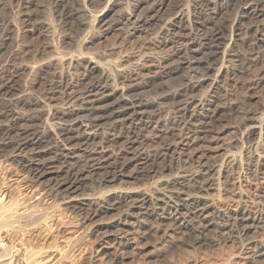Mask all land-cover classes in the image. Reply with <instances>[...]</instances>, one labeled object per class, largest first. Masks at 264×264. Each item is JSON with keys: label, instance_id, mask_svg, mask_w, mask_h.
<instances>
[{"label": "bare ground", "instance_id": "1", "mask_svg": "<svg viewBox=\"0 0 264 264\" xmlns=\"http://www.w3.org/2000/svg\"><path fill=\"white\" fill-rule=\"evenodd\" d=\"M20 1L24 2V0ZM83 1L92 2L93 0ZM132 1H134V4ZM132 1L127 8H120L124 2L119 3H122L119 7L122 9V12L124 9L127 10V12L124 10V13L120 11L121 17L127 22L132 21L134 25L142 24V27L144 23L147 25L146 22L149 23L151 19V21L157 20L155 16H151L152 14L167 11L168 7H170L167 5L166 0ZM189 1L193 2V0ZM242 1H244V3L240 2L243 5L240 7L242 13L248 15L251 10L258 8L262 23L261 32L264 34V0H259L255 6L251 3L255 0ZM126 3H124L125 7ZM119 4L116 6H119ZM147 4H150V7L146 8L148 10L147 14H151L152 18L146 19L145 15H142L145 18L142 19L140 14L142 11H145L144 7ZM231 4L233 5V3ZM12 6L11 10H14ZM116 6L113 3L110 4L105 9L106 11L104 10L99 16L93 17V13L91 12L92 20L89 17L91 20L89 22L90 32L93 33L87 35V41L84 44L82 42L80 51H77L78 53H88L91 50V46L89 45L92 42L102 39L106 41L112 31L114 32V29L117 30L116 27L120 23L113 22V24L109 20V15L115 10ZM214 9L215 13L213 12V15L208 14L202 21H200L201 19L198 20L200 21L198 24L202 30L203 28L208 29L207 31L210 30L211 38L217 43L210 45L211 50L213 49L212 53L214 52V56L211 55V57L213 56L211 58L213 59V63L208 66H203L201 62L198 63L197 65L202 67L201 74L198 72V69H193L191 71L193 77L191 76L192 79L185 83L184 89L182 88L183 90L180 92H175L174 90L175 93L173 92V94L169 95H165L164 93L166 92H164L163 95L165 96L162 95L163 97L160 96V99L158 98V102L160 103L152 102L151 100L148 102L140 94L142 93L143 95V91L154 84L155 81L163 80L176 73L179 74L185 66L192 67L193 65L190 60L193 58H185L187 53L190 52L189 55L196 56L204 50L203 47L205 46H201L200 44L197 46L193 42V37H191L190 30L196 22V16L202 14V8L199 9L196 5L189 4L187 8L178 10V13L169 16V18L171 17L169 21L166 18L168 23L166 22L165 26L163 25V31L168 33V35L164 33L167 36L172 34V40H168L166 37L167 40L150 44L155 50L162 51V53L163 51L170 53L175 51V55L179 57L186 54L177 64L175 63L176 65H174L175 61L173 58L165 59L166 56L159 61L157 59L159 56L155 58L154 56L156 55L154 54V56L146 55L145 49L143 50L144 53H141L138 57L133 55L134 52L133 54L130 53V56L126 58L124 54V58L120 57L119 55H121L122 51H118L119 55L115 56L121 59L118 60L117 57L115 58L117 61H115L112 58L113 62L111 61L106 64L111 68V72L107 69V66L95 60L94 57L96 56L90 58L91 56L86 57L84 55V57L78 54L80 60H76L75 58L63 59V54H60L61 56L63 55L62 58L59 54L60 57H52L54 54L57 55L56 53L60 49L58 44L53 45V43V46H51L49 45L50 43L46 44L45 42L34 50V47H31V51L29 49L27 51L20 44L17 45L16 52L14 51L15 55L36 56L41 53L44 61L49 60L47 65L44 66L48 71L52 72L53 76L51 73L49 75L52 76L50 77L52 80L53 78L56 80V85L55 87L51 86L49 91L47 90L48 92H46V89L44 93L40 90L44 94L40 97L41 99L43 98L42 100L39 98L35 99L34 97V99H31V97L27 98L28 95L25 93H28V91L24 92V96H27L26 98L19 95L15 101L13 100L14 103H11L15 107L12 106V109L9 107L5 113L0 115V119L6 121L5 125L0 127V152L2 153L0 156V264H64L70 257H76V255H73L77 253L79 248L84 246L83 242L86 243L85 245H89L88 251H86L88 253L87 255H84V253L82 255L79 254L80 256H77L76 262L72 261L73 264H119L124 256L136 251L135 249L140 245L139 243L142 239V235H140L141 229L149 221L159 224V227L160 224L163 225L165 222L166 224L167 222L170 223V230L174 234H168V230L164 233L165 235L172 236V238L176 236L177 232L184 233L187 236L193 232L203 237L202 234L215 229L218 241L220 240L219 243H223L228 248L227 259L239 260L242 262H239V264H258L260 262V259L264 257V202L256 203L254 199L252 200L253 203L249 201L251 203L249 204L246 202L247 199H244L245 202H243L242 198L239 197L240 199H237L234 205L229 206L228 204L230 203L223 201L225 198H222L223 194L220 189L222 188L221 186L225 185L226 187L227 184H233L230 187H235L236 189V186H238V183L241 184V180L245 175L255 176L262 174L264 179V118H258L257 116V118L244 120V122L240 120V125L237 124L238 126L234 128H228L231 129V132L227 134H230L231 138L228 136L229 139L227 141L226 132L229 131L228 129L218 130L217 132H215L216 130L212 131V128L210 129L209 124L213 122L211 120H215L221 116L223 111L220 106L216 105L218 100L214 97V93L220 88L222 83L238 84L239 79L238 81L236 80L238 73L234 72L230 74V69L234 61H241L240 54L238 55L233 51L234 46L237 44L238 16L233 17L235 19L230 22L232 24L229 23V26L224 22L226 17L223 18V20L225 19L222 21L223 23L218 24V21H221L219 16L221 9L217 5H215ZM129 10L130 12L128 13ZM233 10L236 13L235 8ZM221 16L224 15L221 14ZM8 18L2 26L4 39H1L0 52L8 51L7 47L9 43L15 38L13 34H16V38H18L22 30L17 28V24L14 23L19 18L15 16V19L17 18L15 20L13 17L15 21H10L11 19ZM240 18L243 19V17ZM163 20L165 19L163 18ZM116 21L118 20L116 19ZM126 21L124 22L125 24ZM51 22L55 23V21ZM46 25L48 26V24ZM21 28L23 27L21 26ZM136 29L134 32L131 31L134 38L138 35L140 37V33L142 32L141 28L140 30ZM96 30H99V32L96 33ZM21 34H24L23 31ZM173 35H178V40L182 42V45L177 43L181 46L180 48L178 46L175 47L176 43L173 41ZM38 37L40 38L41 35ZM205 37L207 36L205 35ZM128 39L130 40V38ZM88 40L91 41L89 42ZM15 44H18V40ZM11 48L9 51H11ZM121 48L119 49L121 50ZM148 49L146 50L148 51ZM62 51V53H65L64 49ZM67 56L69 55L67 54ZM15 58L19 59V57ZM30 60H33V63L35 62L34 58ZM11 61L8 58L5 65L3 67L1 65L4 70H7V74L5 73L0 78V93L11 94L14 92L15 95V91H17L20 83H22L23 76L27 73L26 71L28 69L31 72L36 71V67L28 65L30 68L24 66L26 69H22L19 66H15L14 63L12 64L14 65L13 67ZM253 65L256 66V64ZM40 66L43 67L42 65ZM12 67L14 70H9ZM79 71L80 73L77 74ZM232 71L234 70L232 69ZM195 78H198V80L194 81L193 79ZM261 78L259 77V79ZM30 80H27V82ZM31 81L33 82V80ZM48 82L50 84V81ZM51 83H53L51 85L55 84L54 82ZM25 84L27 85V83ZM33 85L32 87L34 88L35 85ZM255 85L253 86L254 88ZM245 86L247 87L246 84ZM42 88L44 90L43 86ZM202 89L203 91L205 89V93L202 91L203 93L200 94ZM255 93H257V90ZM184 94L191 96L188 98L187 95V98L185 97L184 100H181L185 96ZM41 95L39 93V96ZM244 95L248 97V93ZM243 98L246 100V97ZM169 100L181 101L180 104L177 103L179 104V106L177 105L179 108H176L177 112L181 115V120H177L176 118L173 120L170 118L171 121L165 120L170 121L173 128L164 129L161 126V119L165 110L162 111L164 107L160 106L162 102L167 103ZM167 106L170 105L167 104ZM174 106L176 107V105ZM198 123H201L200 127L196 125ZM104 126H108V130ZM209 144L216 145H214L215 152L213 148H211L213 150H208L209 153L206 152V148L204 147H208ZM203 145L205 146L203 147ZM231 149H238V154L231 153ZM211 153H216V155L218 153L216 157L223 158L220 164H218L219 161L217 162L218 165L214 163V165H208L206 162L209 161L203 162L205 157H211ZM219 153L223 154L219 155ZM47 156L51 158L46 161L44 158ZM195 159L198 160L200 165L197 171L193 170L194 172L190 173L188 170L181 168V162L183 164L184 161L185 165V163L193 162ZM1 170L10 171H8L5 177H2ZM13 178H15L13 186H9L10 188L5 187V184L9 183L7 182L8 179L13 180ZM88 178H90L94 187H97L100 195L94 201L89 199L83 201L81 199V196L84 195L82 194L84 184ZM135 181L137 183L140 181L141 184L139 182L138 184L140 185L138 187H128V185H131ZM24 185L29 186L31 196L23 197L21 195V187ZM204 188L215 191V194H212L213 196L208 195V192H203ZM48 190L50 193L46 195V191ZM41 191L44 194H41ZM39 194L41 195L40 199L32 201L34 196ZM215 197H219L220 200L216 202L214 200ZM221 198L224 204L220 203ZM41 206L47 207L46 209H41ZM64 214L70 217L68 222L62 217ZM112 214L114 217L109 225H96L97 221H108V216ZM59 223L61 227L57 229ZM44 225L47 228L50 227L51 230L56 226L55 231L51 232V236L53 235L54 237L53 243L51 244L50 242L47 245L46 242L48 240H46L43 243L39 242L41 243L40 245L38 243L40 241L39 235H35L39 239L37 243L40 246L36 245V248L30 247L32 239L35 238L32 236ZM70 228L74 229L75 231L73 232L77 233V235L73 239V243H70L71 247L61 249L58 244L60 237L62 238L68 230H71ZM103 229L106 230L99 232ZM41 231L42 229L39 232ZM186 231H190V233L187 234ZM37 232L36 234L39 233ZM209 232L211 233V231ZM193 235V238L197 236ZM200 236L195 237V243H200ZM213 237L215 238V236ZM91 239H93L92 242H89ZM58 248H60L59 251ZM56 250L58 252H55Z\"/></svg>", "mask_w": 264, "mask_h": 264}, {"label": "rangeland", "instance_id": "2", "mask_svg": "<svg viewBox=\"0 0 264 264\" xmlns=\"http://www.w3.org/2000/svg\"><path fill=\"white\" fill-rule=\"evenodd\" d=\"M18 1V2H17ZM29 1V2H28ZM31 1V2H30ZM38 1V2H37ZM61 1V2H60ZM80 1V2H79ZM127 3H126V2ZM132 0H93L92 2H85L83 0H24L23 1H20V0H0V43H2L1 39L3 38L4 39V36H3V25H4V21L6 22L7 18L8 19H11L10 21H15L17 18H19L21 21L19 22V19H17V21H15L14 23L17 24V28H20L21 30V33L23 31L24 34H21L20 33V36L18 38L16 34H13V36L15 38H13L14 42H10L9 43V46L7 47V49L10 50L11 48V51H2L0 52V78L3 77L6 73L7 70H4L3 65H5L6 63V60L8 61V58L9 60L11 61V65L14 63L15 66H19L20 68L24 69L25 67H27L28 65H30V67H36V71H30L29 69V72L28 70L26 71L27 73H25V75L23 76L22 78V83H20V85L18 86V90L15 91L18 95L16 96V93L14 95V92L11 93V94H7L5 92H2L0 93V115L2 113H5L9 107H11L10 109H12V106H14V104H11L12 102L14 103L15 99H17V97H19V95L23 96L24 98H26L27 96H24L25 94L28 95L27 98H30L31 99H41L40 97H42L44 94V91L46 89V92L49 91V88L52 86V87H55L56 85V80L53 78H50L52 77V72L48 71L46 69V65H47V62L49 60H43V56L41 55V53L39 55H29V56H25V58H23L24 56L23 55H15L14 54V51L16 52V49H17V45L20 44L21 47H24L27 51L28 49L33 50L42 45L43 43L46 42V44L50 43L49 45L53 46V45H57L58 44V47L60 48L59 51L56 53L57 55H53L52 57H56V56H59L60 54H63V59H70V58H75L76 60H80L79 58V55H85L86 57H90L92 58L93 56H96L94 57L96 61L100 62L101 64H103L104 66H107L106 64L108 62H113V59L115 60V58H117L118 56H115V55H119V52L118 51H122L121 52V55H119L120 57L124 58L123 54L125 55V58L127 56H130V53H134L133 55L136 57H138L141 53H146L149 54V55H156L154 56L155 58H157L159 56V58H157L159 61L162 59V58H166L165 59H171L173 58L174 59V65H176L178 63V61L181 59V58H184L185 55L179 57V56H176V52L172 51L171 53L170 52H166V51H158V50H155L153 48L152 44L153 42H159L161 40H172V34H169L166 32V31H163V27L165 26V23L167 22V19L168 18V21L169 19V16H173L175 13H178L180 10L184 9V8H187V6L189 4L191 5H196L199 9L202 8V14L201 15H198L196 16V22L194 23V26L191 27V34L193 37L192 39L193 42H195V44H197V46H199L198 44H200L201 46H205L203 47L204 50L199 53V55H196V56H193L192 54L187 53V56L185 58L187 59H192L190 60L192 63V67H186L183 68L181 70V73L179 72L176 73V74H173L171 75L170 77H167V78H164L163 80H157L154 82V84H152L150 87H148L147 89H145L143 91V95L142 93L140 94L142 98H144L146 101L149 102V100H151L152 102H158L159 99H160V96L163 95L164 93L165 95H169V94H173L174 90L175 92H180L184 89V86H186V82L189 81L192 76L191 74V71L193 69H198V72L201 74L202 72V67L200 65H197L198 63H202L203 66H208V65H211L213 63V59H211L213 56H214V52L212 53L213 49L211 50L210 48V45H212L213 43L214 44H217L215 42V40L213 38H211L212 36L211 35V31H207L206 29L202 28L199 26V22L202 21L204 18L207 17V15H213V12L215 11L214 7L215 5L218 6L219 9H221L219 11V16H220V22L218 21V24L220 23H223L222 21H225L226 24H228L229 26V23L232 22V20H234L235 18L233 17H236L238 16V24H237V27H238V36L236 37V45L234 46L233 48V51L234 53L236 54H240V57H241V61H234L231 65V69H230V74L234 73V72H237L238 73V77H236L237 81H238V84H234V83H229V82H225L224 84L222 83L220 85V88L214 93V97L218 100L216 105L217 106H220L221 109H223L222 113H221V116H219L218 118H216L215 120L212 119L211 121H213L211 124H209L210 126V129L212 131L216 130L215 132H217L218 130H226L228 128H231V127H236L238 126L237 124H241V121L244 122V120H250L251 118H264V110L263 112H261L262 109H264V79H262L264 77V34H262L261 32V28H262V23H261V17H259V13H258V8H254L253 10L250 11V13L247 15L245 13H242V11H240V7L243 6L241 5L242 3H244V1L242 0H238V1H229V0H193V2H190L189 0H166V3L167 5H169L170 7H168L167 11H162V12H159V13H154V14H147L148 10L146 9L147 7L149 8L150 7V4L147 6L144 7L145 11H146V14H145V11H142L141 12V16L145 15L144 17L146 19H151L152 17L151 16H155L156 17V21H151L149 23L146 22L147 25H145V23L143 24V27H142V24H135L131 21V22H127L126 20H124L122 17H121V14H120V11L122 9L120 8H127V6L129 5V3L131 2ZM149 1V0H147ZM257 1V2H256ZM52 2V3H51ZM82 2H83V5H82ZM95 2V4H94ZM110 2V3H109ZM115 2V3H114ZM117 2V3H116ZM120 2H124L126 3V7L124 6L125 4L121 3L119 4ZM134 1H132L133 3ZM151 2V1H150ZM153 2V1H152ZM171 2V3H170ZM195 2V4H194ZM229 2V3H228ZM235 2V3H234ZM242 2V3H240ZM259 2V0H255L251 3H253V5H257V3ZM12 3V4H11ZM81 3V4H80ZM87 4V9L85 7L86 4ZM89 3V5H88ZM115 4L119 6H116L115 7V10L111 12V14L109 15V20L111 21V23H115V22H118L119 26L116 27L117 30L114 29V32L112 31V33L109 35V37H107L108 39H102L100 41H94L92 42L89 46H91V50L86 53L84 52L83 54H80V52L78 53L77 51H80V47L82 45V42L83 44L87 41V35L89 34H92L93 32H90L91 31V28H90V22L92 20V14L91 12L93 13V17L94 16H99L100 14H102L104 12L105 9H107L108 6H110V4ZM173 3V4H172ZM210 3V4H209ZM214 3V4H213ZM233 3V5L231 4ZM240 3V4H239ZM16 4V5H15ZM31 4V5H30ZM50 4V5H49ZM134 4V3H133ZM131 4V5H133ZM213 4V5H212ZM228 4V5H227ZM238 4V6H237ZM13 5V6H12ZM20 5V7H19ZM208 5V7H207ZM220 5V6H219ZM227 5V6H226ZM230 5V6H229ZM11 6H12V9L14 8V10H11ZM121 6V7H120ZM222 6V8H220ZM224 6V7H223ZM229 6V7H228ZM120 7V8H119ZM235 8V11L236 13L234 12L233 8ZM238 9H237V8ZM19 8V9H18ZM129 8V7H128ZM170 8V9H169ZM34 9V10H33ZM56 9V10H55ZM64 9V10H63ZM223 9V10H222ZM237 9V10H236ZM20 12H18V11ZM34 12H33V11ZM38 10V11H37ZM67 10V11H66ZM69 10V11H68ZM125 10V9H124ZM124 10L122 13H124ZM179 10V11H178ZM230 10V11H229ZM256 10V11H255ZM4 11V12H3ZM7 11V12H6ZM15 13H14V12ZM106 11V10H105ZM127 12V10H125ZM223 11V12H222ZM255 11V12H254ZM10 12V13H9ZM58 14H56V13ZM67 12V14H66ZM84 12V13H83ZM116 12V13H114ZM125 12V13H126ZM130 12V10L128 11V13ZM144 12V13H143ZM165 12V13H163ZM12 13V14H11ZM17 13V14H16ZM19 13V14H18ZM21 13V15H20ZM24 13V14H23ZM26 13V14H25ZM39 13V14H37ZM63 13V14H62ZM90 13V14H89ZM143 13V14H142ZM212 13V14H211ZM215 13V12H214ZM234 13V14H233ZM254 13V14H253ZM261 13V12H260ZM12 16H11V15ZM17 17L15 19V16ZM36 14V15H35ZM84 14V15H83ZM117 14V15H116ZM159 14V15H158ZM167 14V15H165ZM224 15V16H221ZM237 14V15H236ZM240 14V15H238ZM247 16H245V15ZM253 14V15H252ZM10 15V16H9ZM29 15V16H28ZM53 17H52V16ZM68 15V16H67ZM90 15V16H89ZM139 15V17H141ZM151 15V16H150ZM164 15V17H163ZM256 15V16H255ZM5 16V17H4ZM55 16V17H54ZM112 19H111V17ZM120 16V17H118ZM142 16V19L144 18ZM160 16V17H159ZM166 16V17H165ZM243 17L240 18V17ZM249 16V17H248ZM13 17L15 20H13ZM90 18L88 19V18ZM151 17V18H150ZM158 17V18H157ZM226 17V18H225ZM48 18V19H47ZM54 18V19H52ZM86 18V19H85ZM122 18V19H121ZM144 18V19H145ZM162 18V19H161ZM163 18L166 20H163ZM223 18H225L223 20ZM249 18V19H248ZM35 19V20H34ZM51 19V20H50ZM115 19V21H114ZM116 19L118 21H116ZM161 19V20H160ZM201 19V20H200ZM241 19V20H239ZM24 20V21H23ZM46 20V21H45ZM121 20V21H120ZM200 20V21H198ZM51 21H55L54 22H51ZM90 21V22H89ZM126 21V24L124 23ZM162 21V22H161ZM229 21V22H228ZM156 22V23H155ZM22 23V24H21ZM23 23H24V26H23ZM35 23V24H34ZM45 23V24H44ZM51 23H53V25H51ZM87 23V24H86ZM89 23V24H88ZM113 23V24H114ZM130 23V24H128ZM168 23V22H167ZM32 24V25H31ZM46 24H48V27ZM50 24V25H49ZM55 24V25H54ZM125 24V25H124ZM128 24V25H127ZM160 24V25H159ZM232 24V23H230ZM20 25V26H19ZM28 25V26H27ZM124 25V26H123ZM132 25V26H131ZM140 25V26H139ZM164 25V26H163ZM239 25V26H238ZM21 26L23 28H21ZM46 26V27H45ZM123 26V27H122ZM131 26V27H130ZM197 26V28H196ZM198 26H199V29H198ZM26 27V28H25ZM31 27V28H30ZM53 27V28H52ZM137 27V29H136ZM140 27L141 28V34L140 33V37H132V32L131 31H135L136 30H140ZM34 28V29H32ZM195 28V29H194ZM241 28V29H240ZM24 29V30H23ZM28 29V30H27ZM32 29V30H31ZM43 29V30H42ZM46 29V30H45ZM54 29V31H53ZM132 29V30H131ZM145 29V30H144ZM150 29V30H149ZM162 29V31H161ZM165 29V28H164ZM26 30V31H25ZM31 30V32H30ZM34 30V31H33ZM52 30V31H51ZM205 30V32H204ZM146 33H144V32ZM149 31V32H148ZM160 33H159V32ZM242 31V32H241ZM29 32V33H28ZM48 32V33H47ZM89 32V33H88ZM99 30H96V33H98ZM125 32V33H124ZM131 32V33H130ZM163 32V33H162ZM210 33L208 35V33ZM36 33V34H35ZM43 33V34H42ZM52 33V34H51ZM128 33V34H127ZM130 33V34H129ZM164 33H166L167 35H165ZM240 33V34H239ZM41 35V39L38 37ZM51 35V36H50ZM126 35H128L127 37L130 38V40L125 37ZM131 35V36H130ZM205 35L208 37H205ZM45 36V37H44ZM123 38H121V37ZM125 38H124V37ZM163 36V37H162ZM174 36V35H173ZM263 36V37H262ZM43 37V39H42ZM48 37V38H47ZM132 37V38H131ZM167 37V39H166ZM169 37V38H168ZM177 37V38H176ZM164 38V39H163ZM171 38V39H170ZM175 38V39H174ZM173 38V41H175V47L178 46V48H180L181 46H179L178 44L182 45V42L178 40V35L177 36H174ZM263 38V39H262ZM46 39V40H44ZM50 39V40H49ZM52 39V40H51ZM61 41H60V40ZM135 39V40H134ZM158 39V40H157ZM206 39V40H205ZM212 39V40H211ZM238 39V40H237ZM17 40H18V44H15L17 43ZM111 40V41H109ZM128 40V41H127ZM178 40V41H177ZM262 40V42H261ZM53 41V42H52ZM60 45H59V43ZM64 41V42H63ZM67 41V42H66ZM89 42L91 40H88ZM104 41V42H103ZM121 41V42H120ZM177 41V42H176ZM214 41V42H212ZM72 42V43H71ZM118 42V43H117ZM125 44H123V43ZM41 43V44H40ZM54 43V44H53ZM122 43V44H121ZM139 43V44H138ZM178 43V44H177ZM210 43V44H208ZM11 44V46H10ZM53 44V45H52ZM208 44V45H206ZM14 45V46H12ZM62 45V46H61ZM64 45V46H63ZM67 45V46H66ZM108 45V46H106ZM16 46V48H15ZM61 46V47H60ZM94 46V47H93ZM122 48H121V47ZM124 46V47H123ZM147 46V47H146ZM207 46V47H206ZM10 47V48H9ZM14 47V48H13ZM32 47V48H31ZM63 47V48H62ZM93 47V48H92ZM105 47V48H104ZM115 47H116V50H115ZM118 47V48H117ZM130 47V48H129ZM152 47V48H151ZM209 47V48H208ZM64 49L65 50V53H67L69 56H67V54L65 53H62L64 51L61 50ZM113 48V49H112ZM121 48V50L119 49ZM149 48V49H148ZM209 50H208V49ZM67 49V50H66ZM79 49V50H78ZM94 49H95V52H94ZM97 49V50H96ZM106 49V50H105ZM119 49V50H118ZM145 49V50H144ZM148 49V51L146 50ZM151 49H153L151 51ZM30 50V51H31ZM70 50H72L70 52ZM105 50V51H104ZM110 50V51H109ZM115 50V51H114ZM144 50V52H143ZM62 51V52H61ZM67 51V52H66ZM99 51V52H98ZM104 51V53H103ZM117 51V53H116ZM151 51V52H150ZM12 52V53H11ZM70 52V54H69ZM76 52V54H74ZM99 54H98V53ZM154 52V53H152ZM165 52V53H164ZM238 52V53H237ZM138 53V54H136ZM152 53V54H150ZM162 53V54H161ZM174 53V54H173ZM8 54V55H7ZM11 54V55H10ZM59 54V55H58ZM74 54V55H73ZM79 54V55H78ZM154 54V55H153ZM164 54V55H163ZM166 54V55H165ZM172 56H171V55ZM15 55V56H13ZM99 55V56H98ZM211 55H213L211 57ZM10 56V57H9ZM34 58V63L32 62L33 60H30V59H33L32 57ZM38 56V57H37ZM61 56V55H60ZM59 56V57H60ZM61 56V58H62ZM77 56V57H75ZM84 56V57H85ZM115 56V57H114ZM162 56V57H161ZM15 57H19V59L17 60ZM22 57V58H21ZM27 57H30V58H27ZM161 57V58H160ZM179 57V58H178ZM189 57V58H188ZM243 57V58H242ZM35 58H37L35 60ZM42 58V59H40ZM251 58V59H250ZM259 58V59H257ZM45 59H47L45 57ZM112 59V60H111ZM121 58L118 57V60H120ZM246 59V60H244ZM253 59V60H252ZM257 59V60H256ZM101 60V61H100ZM109 60V61H108ZM249 60V61H248ZM252 60V61H250ZM257 62H256V61ZM260 60V61H259ZM262 60V61H261ZM38 61V62H36ZM40 61V62H39ZM117 61V60H115ZM198 61V62H197ZM246 61V62H245ZM255 61V62H254ZM259 61V63H258ZM43 62H46V63H43ZM81 62V61H80ZM196 62V63H195ZM241 62V63H240ZM251 64V65H248L247 64ZM250 62V63H249ZM16 63V64H15ZM176 63V64H175ZM244 63V64H242ZM256 64L253 65V64ZM258 63V64H257ZM159 65V63H157ZM206 64V65H205ZM243 66H242V65ZM2 65V67H1ZM14 65H12L14 67ZM40 65H42L43 67H41ZM45 65V66H44ZM23 66V67H22ZM25 66V67H24ZM234 66V67H233ZM243 68H242V67ZM245 66V67H244ZM250 66V68H249ZM254 66V67H253ZM12 67V68H13ZM28 66V68H30ZM108 67V68H107ZM106 68L109 69L111 71V68L109 66H107ZM9 68V70L13 71L14 68ZM45 68V70H44ZM189 68V70H188ZM246 68V69H245ZM249 68V69H248ZM26 69V68H25ZM34 69V70H35ZM185 69V70H184ZM232 69L234 71H232ZM240 69V70H239ZM245 69V70H244ZM3 70V71H2ZM40 70V72H39ZM201 70V71H200ZM245 72H244V71ZM262 70V71H261ZM2 71V72H1ZM42 71V72H41ZM45 71V72H44ZM31 72V73H30ZM74 72V71H72ZM112 72V71H111ZM263 72V73H262ZM42 73V74H41ZM45 73V74H44ZM48 73V74H47ZM51 73V75H49ZM77 73V72H76ZM80 71L77 73L79 74ZM7 74V73H6ZM28 75V76H27ZM242 75V76H241ZM263 75V76H262ZM49 76V77H48ZM193 77V76H192ZM259 77H262L261 79H259ZM28 78V79H27ZM33 80V82L30 80ZM259 80H258V79ZM23 79H25L23 81ZM30 80L29 82H27V80ZM154 79V78H153ZM247 79V80H246ZM52 80V81H51ZM194 81H197L198 78H195L193 79ZM192 80V81H193ZM263 80V81H262ZM50 81V84L49 82ZM163 82L161 83V82ZM249 81V82H248ZM51 82H54L55 84L54 85H51L53 83ZM24 83H27V85ZM47 83V85H46ZM157 83V84H156ZM158 83H159V86H158ZM240 83V84H239ZM247 85V87L245 86V84ZM249 83V84H248ZM35 86H34V85ZM42 85L44 87V90L42 88ZM49 84V85H48ZM156 84V85H155ZM162 84V85H160ZM256 84V85H255ZM260 84V85H259ZM32 85L34 86V88L32 87ZM45 85H46V88H45ZM78 85V84H77ZM164 85V86H163ZM238 85V86H236ZM244 85V86H243ZM255 85V88L253 87ZM1 86V84H0ZM23 86V87H22ZM28 86V87H27ZM32 89H31V87ZM38 86H39V89H38ZM79 86V85H78ZM156 86V87H154ZM162 86V87H161ZM242 86V87H241ZM250 86V87H249ZM262 88H261V87ZM20 87V88H19ZM80 87V86H79ZM241 87V88H240ZM252 87V88H251ZM26 88V90H25ZM30 88V89H29ZM152 88V89H151ZM165 88V89H164ZM183 88V89H182ZM237 88V89H236ZM244 88V89H242ZM249 90V88H251L253 90V93H252V90L250 89L249 91L246 90V89ZM36 89V90H35ZM149 89V90H148ZM179 89V90H178ZM260 89V90H259ZM262 89V90H261ZM31 90V91H30ZM33 90V91H32ZM38 90V92H37ZM43 93H41V91ZM48 90V91H47ZM177 90V91H176ZM247 92H246V91ZM257 90V93H255ZM259 90V92H258ZM28 93H25L24 92H27ZM40 91V92H39ZM170 91V93H168ZM203 89L198 92L200 94H202L203 92L205 93V89L204 91ZM20 94H19V93ZM30 92V94H29ZM145 92V93H144ZM174 92V93H175ZM39 93L42 94L41 96H39ZM168 93V94H167ZM221 93V94H220ZM248 93V97L244 94ZM13 94V95H12ZM32 94V96H31ZM161 94V95H160ZM250 94V96H249ZM255 94H257L256 96H254ZM163 95V96H165ZM185 96L181 99V100H184V98L188 95V94H184ZM12 96V97H10ZM15 96V97H14ZM162 96V97H163ZM191 96V95H190ZM188 95V98L190 97ZM220 96V97H219ZM252 96V97H251ZM34 97V98H33ZM243 97H246V100L245 98ZM159 98V99H158ZM187 98V97H186ZM250 98V99H249ZM253 98V100H252ZM43 99V98H42ZM41 99V100H42ZM156 99V100H155ZM14 100V101H13ZM150 101V102H151ZM171 101V102H169ZM167 103L166 102H162L163 105H166L163 106L161 104L160 107H164V109H162V111H164V115L161 119L162 121V128H173L172 127V124H171V119H177V120H181V115L177 112V109L179 108V104L181 101L177 100V101H174V100H169ZM251 101V102H250ZM256 101V102H254ZM175 104H174V103ZM160 103V102H158ZM170 103H173V104H170ZM179 103V104H177ZM170 105V106H167ZM176 105V107L174 106ZM178 105V106H177ZM171 106H174V107H171ZM263 107V108H262ZM166 108V109H165ZM177 108V109H176ZM173 111H172V110ZM250 109V111H249ZM176 112V113H175ZM261 112V113H260ZM168 113V114H166ZM175 113V114H174ZM248 114V115H247ZM167 115V116H166ZM176 115H178L176 117ZM248 117H247V116ZM262 115V117H260ZM170 116V117H169ZM223 116V117H222ZM251 116V117H249ZM252 116H255V117H252ZM168 117V119H167ZM174 117V118H173ZM241 117V118H240ZM245 117V118H244ZM165 118V119H164ZM220 118V119H219ZM219 119V121H218ZM243 119V120H242ZM165 120H170V121H165ZM217 120V121H216ZM241 120V121H240ZM210 121V122H211ZM216 121V122H215ZM6 121L3 120V119H0V127H2L3 125H5ZM164 123V125H163ZM219 123V124H217ZM166 125V126H165ZM197 126H201V123L199 124H196ZM212 126V127H211ZM225 127V128H224ZM105 129L108 130V126H104ZM170 128V129H171ZM222 128V129H221ZM229 131L226 132L229 133L231 132V129H228ZM214 132V133H215ZM231 138L230 134H227L226 135V141L229 139L228 138ZM1 138V136H0ZM249 144V143H248ZM247 144V145H248ZM210 145V147H209ZM208 147H206L205 145H203L204 148H206V152L209 153L210 150H213L214 149V152L216 151L215 148H214V145L215 144H209ZM216 146V145H215ZM213 148V149H211ZM209 150V151H208ZM229 150V149H228ZM238 149H231V153H235L236 155L238 154ZM1 153V152H0ZM29 153V152H28ZM227 153V152H226ZM211 157L207 158L205 157L203 162L205 161H209V162H206L208 165H218L220 164V162L222 161L223 158H218L216 157L218 155H216V153H211ZM215 154V155H214ZM223 154V153H221ZM219 153V155H221ZM2 155V153L0 154V156ZM215 156V157H214ZM51 157L50 156H47L44 158V160L46 159L49 160ZM211 158V159H210ZM207 159V160H206ZM209 159V160H208ZM1 160V159H0ZM215 161V162H214ZM219 161V162H218ZM197 162V163H196ZM218 162V164H217ZM195 163V164H194ZM214 163V164H213ZM180 165V164H179ZM193 167H192V166ZM181 168L183 170H188L190 173L194 172V171H197L198 168H200V165L198 163V160H194L193 162H187L185 163L184 165V161H183V164L181 162ZM186 166V167H185ZM191 166V167H190ZM185 167V168H184ZM188 167V168H187ZM196 168V169H195ZM9 169V168H7ZM194 170V171H193ZM8 171L10 170H1V176L2 177H5L8 173ZM14 181H15V178H13V180H9L7 182L9 183H6L5 184V187L7 186L8 188H10L9 186H13L12 184H14ZM89 181V182H88ZM140 181H138L139 183ZM133 183V184H132ZM131 185H128V187L132 186L133 188L134 187H138L140 184L137 183V181L135 182H132ZM84 190H83V193L84 194L83 196H81L84 200H96L97 198H99V192H98V189L96 187H94V184L91 183L90 181V178H88V180H86L85 184H84ZM230 186H233V184H227V186L225 187V185L221 186L223 188L220 189V191L222 192L223 194V197L222 198H225V203H230L228 204L229 206L231 205H234L237 201V199L239 200L240 198H242L243 202H246L249 203V201L252 202V200L255 199L256 203L257 202H264V179L262 177V174H257V175H252V176H246L241 180V184L238 183V186H236V189L235 187H230ZM29 186L27 185H24L21 187V195L23 197L25 196H31L30 195V188H28ZM130 187V188H132ZM230 187V188H229ZM239 187V188H238ZM233 190H232V189ZM207 188H204L203 192L207 193L208 195L210 194V196H213L215 194V191L211 190V189H207ZM45 192V190H44ZM44 192H40L41 194H44ZM50 192L49 190L46 191V195H48ZM213 194V195H212ZM244 194V195H243ZM241 195V196H240ZM41 195H37V196H34V199L32 201H36L38 199H40ZM240 197V198H239ZM222 198H221V201H222ZM245 199V200H244ZM251 199V200H250ZM214 200L216 202H218L220 200V198L218 197H215ZM220 203H223L224 202L222 201ZM253 203V202H252ZM255 203V202H254ZM251 204V203H249ZM227 205V204H225ZM47 206H41V209H46ZM58 215V213H57ZM113 215V214H112ZM108 216L109 219L108 221H97L96 225L97 226H102V225H109V223L112 222L113 220V216ZM117 215V214H116ZM56 216V214H55ZM63 218L66 219V221L68 222L70 220V217H68L67 215H62ZM64 219V220H65ZM215 221V220H214ZM153 221H149V223L146 222V224L143 225V231L141 229V233L140 232V235H142V239L140 241V245H138L136 247V251H134L132 254L130 255H126L124 256V258L121 259V262L119 264H236L238 262H241L239 260H230V259H227L228 258V251H227V247L226 245H223V243H219L218 241V237L216 236V230L215 229H211L209 231H211V233L208 231L206 232L205 234H202V236L204 237H201L200 235H198L197 233H193L191 232L192 234L194 235H197V236H200V243H195V237L197 236H194V238L192 237V234L190 233V231H186L187 234H189V236L187 235H184V233H176L175 237L172 238V236H169V235H165V231L168 230L169 233L168 234H174L171 229V225L170 223L166 222L162 224H160V227L158 226L159 224L153 222ZM216 222V221H215ZM102 223V224H101ZM218 223V221H217ZM153 224V225H152ZM155 224V226H154ZM157 224V225H156ZM73 225H74V222H73ZM157 226V227H156ZM44 227V228H43ZM61 227V224L59 223L58 226H57V229H59ZM155 227V228H154ZM164 227V229H162ZM55 228L56 226L54 227L53 230L50 229V227H46L45 225L42 226V228H40L39 230H37L38 232L42 229V234L41 232H37L38 234H36V232L34 233V235L32 236L33 238L35 237V235H39L38 238L40 239V241H38L39 239L37 237H35L34 239H32V244L30 245V247H34L36 248V245L38 246L39 244L41 245V243H43L44 241L48 240V242H46L47 245L53 243L54 241V237L53 235L51 236V232L55 231ZM146 228V230H145ZM158 228V229H157ZM161 228V229H160ZM169 228V229H168ZM48 229V230H47ZM50 229V230H49ZM71 229V228H70ZM104 230L106 229H103V230H100L99 232H104ZM149 230V231H148ZM50 231V232H49ZM57 231V230H56ZM73 231H75L74 229H71V230H68L67 233L62 236V238L60 237V240H59V247L61 249H68L69 247H71L72 245H70V243L73 241V239H75L77 233H74ZM145 232V233H144ZM185 232V234H186ZM215 232V233H213ZM50 234V235H49ZM56 234V233H55ZM215 234V235H214ZM42 235V236H40ZM49 235V236H47ZM183 235V237H182ZM215 236V238L213 237ZM43 239H41V238ZM169 237V238H168ZM46 238V239H45ZM49 238V239H47ZM171 238V239H170ZM178 238V239H177ZM213 238V239H212ZM45 239V240H44ZM88 239V238H87ZM180 239V240H179ZM217 239V240H216ZM36 242H35V241ZM89 240V239H88ZM93 239H91L89 242H92ZM211 242H210V241ZM38 243L41 242V243ZM212 241H214L212 243ZM35 242V243H34ZM206 242V243H205ZM73 243V242H72ZM71 243V244H72ZM212 245H211V244ZM215 243V244H214ZM219 243V244H217ZM84 244V246H83ZM82 244V248H79L77 253H75L73 256L76 255V257H70L69 258V263L68 261L64 264H73L72 261H75L77 260V256H80L79 254H83L84 255H87L88 252V244L85 245L86 243L83 242ZM197 244V245H196ZM203 244V246H201ZM214 244V245H213ZM39 245V246H40ZM196 245V246H195ZM199 245V246H198ZM206 245V247H205ZM38 246V247H39ZM198 247V248H197ZM58 248V251L59 249ZM143 248V249H142ZM82 250V251H81ZM57 250L55 252H58ZM79 251H81V253H79ZM226 251V252H225ZM129 252V251H128ZM131 253V252H129ZM260 255V254H259ZM227 256V257H226ZM132 257V258H131ZM74 258V260H73ZM264 258V257H263ZM261 258L260 259V262L258 264H264V259ZM221 259V260H220ZM223 259V260H222ZM263 259V260H262ZM198 261V262H197ZM228 263H227V262ZM236 261V262H234ZM76 262V261H75ZM196 262V263H195ZM262 262V263H261ZM242 263V262H241ZM240 263V264H241Z\"/></svg>", "mask_w": 264, "mask_h": 264}]
</instances>
